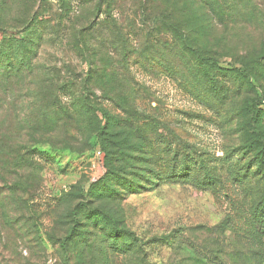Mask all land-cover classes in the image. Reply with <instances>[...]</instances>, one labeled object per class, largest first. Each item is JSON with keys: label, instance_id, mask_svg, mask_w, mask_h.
Masks as SVG:
<instances>
[{"label": "rangeland", "instance_id": "obj_1", "mask_svg": "<svg viewBox=\"0 0 264 264\" xmlns=\"http://www.w3.org/2000/svg\"><path fill=\"white\" fill-rule=\"evenodd\" d=\"M263 55L264 0H0V264H264Z\"/></svg>", "mask_w": 264, "mask_h": 264}, {"label": "trees", "instance_id": "obj_2", "mask_svg": "<svg viewBox=\"0 0 264 264\" xmlns=\"http://www.w3.org/2000/svg\"><path fill=\"white\" fill-rule=\"evenodd\" d=\"M179 41L180 40L175 41L176 46H178ZM260 59L264 62V55L261 56ZM212 62H214V61H212ZM193 65H194L195 69H200V70H205L209 66H210L209 69L214 68L213 65L209 62V59L204 57V56H201V55H198L195 57ZM199 73H200L199 79L201 80V82L208 85V87H211L213 85L212 84L213 78L209 75H204L203 71H200ZM263 205H264V203H263ZM260 206H261V203L258 202L254 208L255 212H257V210H260L261 212H263V209ZM254 219H255V217H254ZM256 224H262V228L264 229V215H259V217H257ZM263 234H264V232H263Z\"/></svg>", "mask_w": 264, "mask_h": 264}]
</instances>
